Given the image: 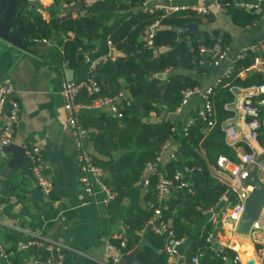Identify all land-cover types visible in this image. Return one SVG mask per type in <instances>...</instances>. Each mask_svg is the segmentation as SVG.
<instances>
[{
    "label": "trees",
    "instance_id": "16d2710c",
    "mask_svg": "<svg viewBox=\"0 0 264 264\" xmlns=\"http://www.w3.org/2000/svg\"><path fill=\"white\" fill-rule=\"evenodd\" d=\"M143 0H105L93 2L90 7L72 12H63L58 17L55 12L75 2L83 0H52L48 8V19L44 20L36 11L37 4L21 0L16 8L9 34L34 51L37 44L51 42V61L64 64L69 69L80 67L82 56L93 50L96 43L106 37L112 47L122 54L113 61L98 65L88 74L97 84L99 91L95 96L79 93V103L90 104L98 99L112 98L118 93L128 95V99L120 98L117 103V116L100 112L93 116H77L84 129H92L88 136L94 155H91L95 166L104 173L103 182L114 194L107 205V211L113 212L120 207L121 201L129 191L136 188L139 176L145 163L151 162L160 152L166 141L174 143V161L166 162L162 169L165 178L171 181L169 196L161 210V219L170 223V230L175 240L188 238L190 245L188 254L203 252L201 264H218L219 254L209 251L204 243L209 228L191 233L190 227L201 222L202 212L212 207L224 192V185L211 177L208 167L215 165L218 156H225L235 162L234 153L222 141L220 123L231 117L232 113L223 106L232 101L233 94L224 84H219L211 92L210 98L214 111V126L205 132L202 123L188 127L186 134L172 132L173 125L168 120L158 118L165 112L170 114L179 106L181 93L184 90L198 87V82L181 70L203 75L204 70L198 66L197 48L209 47L217 42L221 47L230 43V35L219 30L209 34L196 29L183 39H178L174 29L187 24L201 25L213 22V15L200 16L191 8L171 12L162 16L158 13L146 14L138 10ZM219 8L230 23L244 30L251 28L261 14L243 11L233 5L232 0H217ZM120 13L127 16L118 19ZM156 21L158 27L152 37V47H164L165 50L155 54L152 48L145 47L142 38L144 28ZM264 58V53L260 54ZM251 62L250 57L234 62L236 69L245 68ZM168 71L165 78L161 74ZM264 82V77L252 74L250 77L229 83L232 86L247 87ZM162 112V113H161ZM157 119L148 121L150 115ZM179 129V127H178ZM177 129V130H178ZM264 135L259 132L258 143L262 145ZM247 150V149H246ZM180 167L190 169V189L179 188V182L172 180V174ZM147 185L144 194L139 197L137 190L128 198L123 218L122 230L125 236L123 247L117 240L108 242L122 253L132 250L138 244L136 232L140 231L150 216L149 210L141 207L139 202H154V184L156 175L146 176ZM10 241L17 240L14 234L3 235ZM162 238L147 233L145 244L134 254L136 264H167L160 252ZM13 251V250H12ZM36 257L35 264H45L46 256L39 250H32ZM230 257V252H227ZM11 264L18 263L14 258Z\"/></svg>",
    "mask_w": 264,
    "mask_h": 264
},
{
    "label": "crops",
    "instance_id": "0c3cea01",
    "mask_svg": "<svg viewBox=\"0 0 264 264\" xmlns=\"http://www.w3.org/2000/svg\"><path fill=\"white\" fill-rule=\"evenodd\" d=\"M28 2L37 4L36 11L42 19H48V8L52 0H28ZM178 2L184 5L185 9L194 6L206 7L213 15V22L198 26L196 28L198 31L209 34L212 30H219L230 35V43L225 47L226 59L218 66L210 69L202 68L204 74L201 76L191 71H180V73L196 80L199 87L205 88L212 85L228 66L230 59L245 46L259 43L262 46V53H264V4L261 16L253 27L240 30L230 23L222 11L211 7L210 0H179ZM232 2L236 7L239 0H232ZM65 8H60L61 11L55 12L54 15L60 17L65 12ZM6 10L7 2L4 1L1 5L0 15H4ZM70 12H72V18L77 17L74 11ZM125 16L127 13H120L118 19L111 25L116 24L119 19ZM41 44L48 45V48L43 52H37V46L39 47ZM50 45V41L37 44L35 50L31 51L32 54L7 44L0 46V82L3 80L11 82L19 105L18 119L11 134L13 144L20 147L35 146L40 150L44 162L43 171L51 188L47 197L40 194L27 174L24 158L16 170L7 173L3 171L2 168L10 159V155L3 154L0 150V238L4 242L5 250L13 253L12 258L21 264L36 263L33 249L39 250L45 255L40 248H20L21 242L29 238L22 230L41 237L46 243H52L57 252L62 255L61 264H101L104 256L115 255L113 250L107 249L106 243L117 240L116 237L122 231V218L128 198L135 190L139 192L140 197L143 194L142 185L138 181L136 188L129 191V195L121 201L120 207L113 212H108L107 207L100 204L99 194L94 196L95 203L93 205L88 204L87 198L83 195L77 182L78 174L74 163L72 142L63 123L61 100L58 95V85L65 77L70 78L71 81H79L87 77L88 63L82 62L80 67L75 69H69L63 63L56 64L51 61L53 50L49 48ZM108 51L105 46V37H102L94 49L87 53L88 61L94 62ZM121 56L120 52L113 49L109 60L113 61L114 58ZM167 73L168 71L164 72V76ZM251 75L250 72L244 73L243 80ZM196 104L197 99L190 97L179 111L166 113L165 120H168L173 128L178 129L184 121L192 118ZM104 111L108 113L106 105L96 109L83 110L78 113V116H93ZM155 119L157 118L151 114L148 121L153 122L156 121ZM194 124L196 123L194 122ZM257 146V142H250L247 145L246 143L238 144L235 150L230 148L236 159L235 162H232L238 163L237 153L243 155L248 152L249 147L256 148ZM85 147L90 155H94L89 142L85 143ZM168 161L167 156L163 154L156 172L164 175L162 166ZM208 171L212 178L224 185L225 189L218 201L210 207L216 213L214 218L216 242L209 245L204 238V243L208 248H211L209 251L219 254L218 264H221L220 257L224 252H230V257L237 254L241 264H245L249 259L252 264H262L254 251V243L250 236L236 235L234 231L230 230V224H222L223 221L220 219L223 205L227 204L229 207L234 205L236 197L232 189L238 184L231 181L228 174L218 173L213 166H209ZM184 178L190 182V174ZM139 205L144 207L141 201ZM262 213H264V208ZM202 216L201 222L197 226L190 227L191 233L201 231L205 226L209 228L208 232L211 231L209 215L202 214ZM168 225L170 227L169 222ZM148 232L150 229L144 224L143 228L136 232L137 246L122 253L116 264H136L134 254L145 244ZM11 234L17 236L15 243L10 241V237L8 240L3 237V235ZM160 237L163 240V237ZM184 239L186 238H182L181 241L183 242ZM227 247L229 248L226 249ZM188 248L189 246L181 255L175 251V255L172 257L164 254L162 248L160 252L164 255L167 264H184L188 256L197 254L200 256L199 263L201 264L200 258L204 255L203 252L197 250V253L188 254ZM0 264L3 263L0 261Z\"/></svg>",
    "mask_w": 264,
    "mask_h": 264
},
{
    "label": "built area",
    "instance_id": "2783aa9c",
    "mask_svg": "<svg viewBox=\"0 0 264 264\" xmlns=\"http://www.w3.org/2000/svg\"><path fill=\"white\" fill-rule=\"evenodd\" d=\"M105 0H83L81 3L82 9L88 8L93 2H103ZM179 0H143L137 8L146 14L158 13L162 16L168 15L171 12L184 10L186 7L178 2ZM211 7L221 11L217 0H210ZM74 4V3H72ZM264 0H239L236 7L253 14H261ZM71 5V4H70ZM195 14L205 16L209 14V10L206 7L194 6L191 7ZM158 27V23L147 25L143 31V41L145 47L152 48L155 54L163 52L164 47L153 48L152 37L155 30ZM105 46L109 50L102 57L94 62H89L87 53L82 56V62L88 63L87 74L91 73L95 66L104 63L111 59V51L114 49L105 37ZM262 46L259 43H251L237 52L229 61L228 66L224 69L221 75L213 82L212 85L205 88L193 87L192 89L184 90L181 93V100L179 106L175 111L184 106L190 97L197 99V104L193 110V116L190 119L184 121L179 129L171 128L172 132L180 131L182 134H186L189 126L195 123H202L205 127V132L214 126V111L211 103V92L219 84H224L228 87V90L233 94L232 101L226 103L223 109L231 112L232 116L223 120L220 123V131L222 133L223 143L235 150L238 144L256 143V148H248V152L243 155H238V163H233L229 158L225 156H218L213 166L218 173H226L229 175L230 180L238 184L237 187L232 189L236 197V201L232 207L227 204L223 205V213L220 215L222 224H230V230L233 231V226L241 212V204L250 188H241L238 183V179L245 175L252 164L254 163L257 155L264 156V142L262 145L258 143L259 132L264 135V82L250 85L247 87L232 86L229 83L235 79L243 80V74L250 72L252 74H258L264 77V58L260 57L262 53ZM244 57H250L251 62L245 68L236 69L234 62ZM198 66L205 69H210L218 66L223 60L226 59V48L221 47L217 42L213 43L209 47L199 46L197 48ZM99 91L97 84L88 75L85 79L79 81H71L62 79L58 85V95L61 100V109L63 112V123L66 127L70 140L72 142L74 163L77 169V182L82 190L83 195L87 198V202L93 205L94 196L100 195L99 202L103 206L109 205L113 200L114 194L106 187L103 182L104 173L101 168L95 166L92 162L91 155L86 150L85 143L88 142V136L93 132L92 129H84L81 127L77 120L78 113L83 110L96 109L102 105L108 107V114L117 116V103L120 98H124L122 93H118L112 98L98 99L90 104L79 103L76 98L79 93L83 92L86 96H95ZM237 93V95H235ZM19 105L15 97V91L13 85L8 80L0 82V150L9 144H13L12 130L18 119ZM23 149V158L27 165V174L32 180L34 187L40 192L43 197H47L50 193V184L43 171V158L40 150L35 146H21ZM174 143L172 141H166L160 148V152L154 158L153 161L145 163L141 174L139 176L142 193L147 185L146 176L148 174L156 175V181L154 184L155 200L154 202H144V207L149 210L150 216L145 222V225L154 234L163 237L162 252L168 257L175 255V248L178 247L182 241L175 240L174 236L168 225V221L161 219V210L165 209V201L169 196V186L171 181L165 178L161 173L156 172L158 165L161 161V156L165 154L169 161H174ZM264 163V162H262ZM260 164L258 167V178L264 185V165ZM190 169L186 167H180L172 174V180L179 182V188H185L188 193H192L190 189V182L187 181L184 176H189ZM202 214L209 215V224L212 229L205 237V242H216L214 231L216 230L215 217L216 213L211 208L203 211ZM264 213L261 212V216L257 222L252 225L250 231L251 241L256 248L255 253L258 255V260L264 264ZM219 231V230H218ZM23 233L29 236V238L21 242L20 248L27 249L30 247L40 248L46 255L45 264H61L62 255L57 252L52 243H46L44 239L39 236H34L27 230H22ZM119 242V247H123L125 243V237L123 230L116 237ZM107 249L115 252L114 256H104L101 260V264H116L121 253L118 249L114 248L108 242ZM227 247L226 249H228ZM209 249H211L209 247ZM233 250V249H232ZM227 251V250H226ZM13 257V253H9L5 250L4 242L0 238V261L3 264H11L10 259ZM199 255L188 256L184 264H200ZM221 264H241L238 255L234 254L229 257L227 253H223L220 257Z\"/></svg>",
    "mask_w": 264,
    "mask_h": 264
},
{
    "label": "water",
    "instance_id": "95a60500",
    "mask_svg": "<svg viewBox=\"0 0 264 264\" xmlns=\"http://www.w3.org/2000/svg\"><path fill=\"white\" fill-rule=\"evenodd\" d=\"M7 2V10L4 15H0V46L7 44L10 47L18 49L20 51L32 54L31 51L27 50L23 44L17 41L12 35L9 34V29L13 23V18L16 11V6L21 0H0V9L3 2ZM82 6L80 2L68 5L65 11H76L81 10ZM178 39L185 38L188 34L196 31L195 25L187 24L179 28L174 29ZM143 37V34H142ZM164 78V73L161 74ZM66 80L70 78L65 77ZM236 94V93H235ZM123 97L128 99V95L125 92ZM166 113L163 112L160 116V120H165ZM3 154H9L10 159L2 168L3 171H14L17 169L18 164L23 159V149L15 144H9L1 148ZM264 162L263 155H257L251 168L245 172V175L238 179L239 186L241 188H250L241 204V212L233 226V231L239 236H248L250 234L252 225L257 222L261 216V212L264 208V185L258 178V167ZM190 240L188 238L175 248L178 255L189 246ZM245 264H252L249 259Z\"/></svg>",
    "mask_w": 264,
    "mask_h": 264
},
{
    "label": "rangeland",
    "instance_id": "374dc122",
    "mask_svg": "<svg viewBox=\"0 0 264 264\" xmlns=\"http://www.w3.org/2000/svg\"><path fill=\"white\" fill-rule=\"evenodd\" d=\"M46 48H48V45L46 44H41L39 47L37 46V52H43L44 50H46ZM264 165V163H263ZM256 250V248L254 247V251Z\"/></svg>",
    "mask_w": 264,
    "mask_h": 264
},
{
    "label": "bare ground",
    "instance_id": "6f19581e",
    "mask_svg": "<svg viewBox=\"0 0 264 264\" xmlns=\"http://www.w3.org/2000/svg\"><path fill=\"white\" fill-rule=\"evenodd\" d=\"M240 254V253H239ZM242 258V257H241Z\"/></svg>",
    "mask_w": 264,
    "mask_h": 264
}]
</instances>
